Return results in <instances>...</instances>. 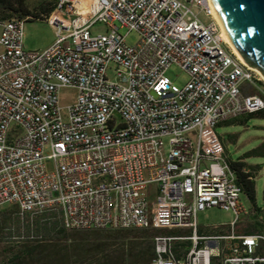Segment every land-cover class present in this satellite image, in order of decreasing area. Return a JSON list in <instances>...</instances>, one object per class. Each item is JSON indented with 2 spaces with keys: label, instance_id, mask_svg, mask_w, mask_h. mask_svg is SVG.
<instances>
[{
  "label": "built area",
  "instance_id": "2783aa9c",
  "mask_svg": "<svg viewBox=\"0 0 264 264\" xmlns=\"http://www.w3.org/2000/svg\"><path fill=\"white\" fill-rule=\"evenodd\" d=\"M214 10L212 0H57L42 19L0 17V210L60 214L67 230L177 232L154 237L152 264H264V231L237 234L242 215L263 229L264 215L243 207L217 132L264 109V91L248 93L264 81ZM32 20L55 30L43 51L25 49ZM174 65L189 75L182 87L166 75ZM68 88L77 96L64 106ZM211 208L233 210L228 233L201 230Z\"/></svg>",
  "mask_w": 264,
  "mask_h": 264
},
{
  "label": "rangeland",
  "instance_id": "374dc122",
  "mask_svg": "<svg viewBox=\"0 0 264 264\" xmlns=\"http://www.w3.org/2000/svg\"><path fill=\"white\" fill-rule=\"evenodd\" d=\"M30 8L33 11H38V5L44 2L45 5L51 4L55 0H27ZM13 15L11 17H15ZM1 17V16H0ZM8 17V18H11ZM119 26V25H118ZM105 26L97 24L94 27V33L105 32ZM120 32L126 35V40L129 44H136L139 41V35L136 32L128 33V30L121 29ZM55 30L46 20H32L25 24L23 43L27 51H43L49 48L55 41ZM166 75L177 85L184 86L189 80V75L186 71L180 67L174 65L168 69ZM264 91V82L257 83L254 85L253 90H248L251 94H260ZM77 96L75 89H64L61 92L62 104L64 106L70 104L73 99ZM217 132L222 136L224 144L226 146L229 158L232 161L246 162L248 166L245 168L253 176L256 189L257 199L256 204H253L246 194L241 197V203L243 207L250 211L256 206H264V119L257 117H245V120H239L237 122L228 123L221 125L217 128ZM249 155L248 159L245 156ZM256 205V206H254ZM264 213V212H263ZM236 215L233 210H225L220 208H211L206 211L200 212L198 221L201 226V230H204V226H217L216 230L211 233L214 234H226L230 231V223L235 219ZM19 218V223H18ZM250 214H244L241 216L243 220L238 228H253L254 222L251 219ZM58 220L61 226V215L60 214H46L43 217H31L21 216L19 214V208L16 205H7L0 210V260L5 255L7 247H10L11 242L18 240L23 235H27L23 228L24 224L28 222L33 225L35 233L41 234L46 237V234L40 232V226L44 220ZM39 222V223H38ZM18 228L22 229V233L18 232ZM125 230V231H129ZM75 231L80 235H90L93 233L92 230H71ZM117 232L121 230L117 229H106L103 232ZM152 233L159 235L165 234L156 233L155 230ZM179 233L187 234L188 232L183 231ZM134 232L132 235H136ZM155 235V236H156ZM189 245V243L187 244Z\"/></svg>",
  "mask_w": 264,
  "mask_h": 264
},
{
  "label": "trees",
  "instance_id": "16d2710c",
  "mask_svg": "<svg viewBox=\"0 0 264 264\" xmlns=\"http://www.w3.org/2000/svg\"><path fill=\"white\" fill-rule=\"evenodd\" d=\"M54 2L45 5L41 2L38 11H33L27 0H0V16L8 18L17 15L20 18L33 16L42 19L41 15L50 13ZM248 117L264 119V109L249 114ZM243 121L245 118L242 119ZM233 123V122H231ZM250 156H245L248 159ZM246 162H234L233 167L238 172V181L243 186L249 200L256 204L257 189L251 174L244 171ZM19 223V218H18ZM39 223V222H38ZM27 235L20 237L22 229L18 228L19 239L11 242L4 252L5 257L0 264H152L156 257L152 229H117V232L92 230L88 236L60 226L58 220L43 221L40 232L46 237L42 240L31 238L33 225L24 224ZM137 232L136 235H132ZM156 233L176 234L168 230H155Z\"/></svg>",
  "mask_w": 264,
  "mask_h": 264
},
{
  "label": "water",
  "instance_id": "95a60500",
  "mask_svg": "<svg viewBox=\"0 0 264 264\" xmlns=\"http://www.w3.org/2000/svg\"><path fill=\"white\" fill-rule=\"evenodd\" d=\"M212 2L243 60L264 76V0Z\"/></svg>",
  "mask_w": 264,
  "mask_h": 264
},
{
  "label": "crops",
  "instance_id": "0c3cea01",
  "mask_svg": "<svg viewBox=\"0 0 264 264\" xmlns=\"http://www.w3.org/2000/svg\"><path fill=\"white\" fill-rule=\"evenodd\" d=\"M256 206V205H254ZM257 209H259V213H261V215H264V206L262 207H258L256 206ZM263 209V212H262ZM252 222H254V226L253 228H237V234L238 235H254V234H259L262 233L264 231L263 227L260 226V224L257 222V219L255 217L251 218ZM243 222V220L241 221V223ZM239 227V226H238Z\"/></svg>",
  "mask_w": 264,
  "mask_h": 264
},
{
  "label": "bare ground",
  "instance_id": "6f19581e",
  "mask_svg": "<svg viewBox=\"0 0 264 264\" xmlns=\"http://www.w3.org/2000/svg\"><path fill=\"white\" fill-rule=\"evenodd\" d=\"M214 15H215V18L218 20V22L220 23L221 27H222V35H223V38L224 40L226 41L227 44H229V46L232 48V50L239 56V58L245 62L242 58V56L240 55V53L238 52V50L236 49L235 45L233 44L232 40L230 39L228 33H227V30L225 28V25L220 17V15L218 14L217 10L215 9L214 10ZM257 72L261 75V78L262 80L264 81V76L263 74L258 70L256 69Z\"/></svg>",
  "mask_w": 264,
  "mask_h": 264
}]
</instances>
